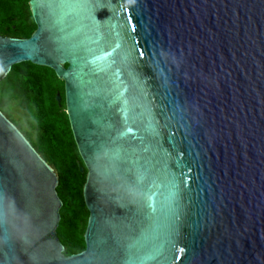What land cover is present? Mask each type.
I'll return each mask as SVG.
<instances>
[{
  "label": "water",
  "instance_id": "95a60500",
  "mask_svg": "<svg viewBox=\"0 0 264 264\" xmlns=\"http://www.w3.org/2000/svg\"><path fill=\"white\" fill-rule=\"evenodd\" d=\"M29 5L0 77L64 81L89 216L64 254L58 175L0 110V264H264V0Z\"/></svg>",
  "mask_w": 264,
  "mask_h": 264
},
{
  "label": "trees",
  "instance_id": "16d2710c",
  "mask_svg": "<svg viewBox=\"0 0 264 264\" xmlns=\"http://www.w3.org/2000/svg\"><path fill=\"white\" fill-rule=\"evenodd\" d=\"M35 29L29 0H0L1 36L27 38ZM57 92L61 95L60 103L56 99ZM11 102L16 103L26 117L28 130L12 120L7 108ZM0 110L58 175L57 193L62 207L57 234L64 246V254L84 250L89 216L83 196L87 169L66 112L64 81L48 66L30 61L13 64L10 71L0 77Z\"/></svg>",
  "mask_w": 264,
  "mask_h": 264
},
{
  "label": "rangeland",
  "instance_id": "374dc122",
  "mask_svg": "<svg viewBox=\"0 0 264 264\" xmlns=\"http://www.w3.org/2000/svg\"><path fill=\"white\" fill-rule=\"evenodd\" d=\"M7 108L9 110V113L11 115L12 120L15 123L20 124L22 129L28 130L29 126H28V124L26 122V117L23 116L21 110L17 107L16 103L11 102V104Z\"/></svg>",
  "mask_w": 264,
  "mask_h": 264
}]
</instances>
